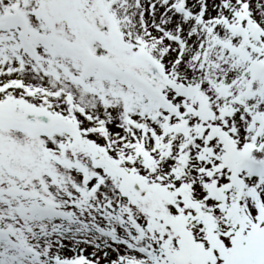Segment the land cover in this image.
<instances>
[{"label":"snow or ice","instance_id":"snow-or-ice-1","mask_svg":"<svg viewBox=\"0 0 264 264\" xmlns=\"http://www.w3.org/2000/svg\"><path fill=\"white\" fill-rule=\"evenodd\" d=\"M0 264H264V0H0Z\"/></svg>","mask_w":264,"mask_h":264}]
</instances>
